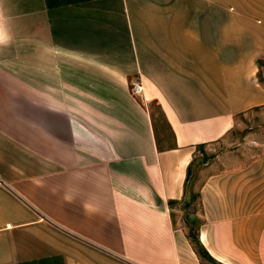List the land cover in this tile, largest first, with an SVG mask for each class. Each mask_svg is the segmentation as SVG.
I'll list each match as a JSON object with an SVG mask.
<instances>
[{
  "label": "crops",
  "instance_id": "1",
  "mask_svg": "<svg viewBox=\"0 0 264 264\" xmlns=\"http://www.w3.org/2000/svg\"><path fill=\"white\" fill-rule=\"evenodd\" d=\"M18 43L42 131L0 126V264H203L169 201L264 106V0H0V58ZM199 190L213 263L264 264V151Z\"/></svg>",
  "mask_w": 264,
  "mask_h": 264
},
{
  "label": "rangeland",
  "instance_id": "2",
  "mask_svg": "<svg viewBox=\"0 0 264 264\" xmlns=\"http://www.w3.org/2000/svg\"><path fill=\"white\" fill-rule=\"evenodd\" d=\"M24 43H18L17 58H11L7 52L0 58V126L3 130H16L22 136L28 135L32 130L42 131L41 122L31 127V115H41V108L32 107L27 100H34L38 104L41 101V92L31 90V86L27 85L25 80V57L21 49ZM24 51V49H23ZM259 77L264 84V63L260 64ZM133 88V87H132ZM133 90V89H132ZM139 95V93H135ZM140 98V97H139ZM152 112H154L160 133L163 134V142L171 141V135L168 131L163 118L161 117L157 104H149ZM33 111V112H32ZM28 116V117H27ZM170 139V140H169ZM264 151V106L254 108L248 112L242 113L237 117L236 126L232 129L224 139L211 142L203 149H198L196 158V167L193 169V189L189 190V198H192L190 192H198L200 184L205 177L214 171L225 170L241 166L247 163L253 157ZM192 185V184H191ZM197 203V216L194 221H190V212L187 213L186 219L181 216L180 211L186 210V204L178 205L176 220L186 226L191 231L197 228L200 223V206ZM188 216V217H187ZM189 220V221H188ZM191 222L192 227L189 225ZM207 264H214L207 262Z\"/></svg>",
  "mask_w": 264,
  "mask_h": 264
},
{
  "label": "trees",
  "instance_id": "3",
  "mask_svg": "<svg viewBox=\"0 0 264 264\" xmlns=\"http://www.w3.org/2000/svg\"><path fill=\"white\" fill-rule=\"evenodd\" d=\"M263 63H264L263 60L259 61V65L263 64ZM259 80L261 81L260 77H259ZM151 103L157 104V106L159 107V110H160L161 117L163 118V121L165 122V125L167 126V128H169L170 126H168V120L166 118L165 112L163 111L161 105L157 101H152ZM149 109H150V107H149ZM150 112H151V117H152L153 123L156 126L155 114H154V112L151 111V109H150ZM157 142H158L159 148L162 149L160 139H157ZM173 145H175V143H173ZM205 146H206V144H199L197 146V148L203 149ZM195 167H196V157L193 159V161L190 163V165L188 167L187 180H186V190H185V192L187 194H189L190 188H192V189L194 188L192 181H193V169ZM190 194L192 195L191 200L188 203H185L187 208L190 207L191 204H195L197 206V203L195 200H198V198H200V190H198V192L193 191V193L191 191ZM181 203H182V201H178V200H170L169 201V204L171 207L178 206ZM192 225L193 224H190L191 227H192ZM198 229H199V224L197 225V228H195V226H194V228H192L191 231H189L187 233L188 238H189L191 244L193 245V248L195 249L196 253L198 254V256L201 259L203 264H205L206 260L210 261V262H215L213 257L207 251V249L203 246V244H201V242L199 240Z\"/></svg>",
  "mask_w": 264,
  "mask_h": 264
},
{
  "label": "built area",
  "instance_id": "4",
  "mask_svg": "<svg viewBox=\"0 0 264 264\" xmlns=\"http://www.w3.org/2000/svg\"><path fill=\"white\" fill-rule=\"evenodd\" d=\"M133 91L135 93H140L142 91V86L139 83H135L133 85ZM10 226H11V224H7V227H10Z\"/></svg>",
  "mask_w": 264,
  "mask_h": 264
},
{
  "label": "water",
  "instance_id": "5",
  "mask_svg": "<svg viewBox=\"0 0 264 264\" xmlns=\"http://www.w3.org/2000/svg\"><path fill=\"white\" fill-rule=\"evenodd\" d=\"M194 209H195V206L194 205H190L189 210H194Z\"/></svg>",
  "mask_w": 264,
  "mask_h": 264
}]
</instances>
